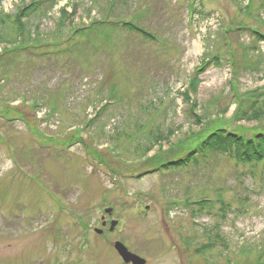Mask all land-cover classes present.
Returning a JSON list of instances; mask_svg holds the SVG:
<instances>
[{
    "label": "rangeland",
    "instance_id": "rangeland-1",
    "mask_svg": "<svg viewBox=\"0 0 264 264\" xmlns=\"http://www.w3.org/2000/svg\"><path fill=\"white\" fill-rule=\"evenodd\" d=\"M37 1L0 3V75L7 76L0 81V264H117L112 245L122 235L131 251L144 248L147 264H264V191L251 180V196L237 183L248 164L214 152L202 169L136 177L214 135L264 133V65L233 71L247 66L242 53L264 58V44L237 30L241 24L264 34L263 0L195 1L193 17L192 0H58L26 17ZM248 1L252 16L242 9ZM138 18L156 33L154 44L103 30ZM74 41L61 55L45 47ZM25 45L37 49L22 54ZM215 54L226 62L190 82ZM63 147L68 153L56 155ZM258 166L255 175L264 177ZM217 194L248 211L218 220L215 204L199 213ZM107 207L117 209L109 218ZM102 216L123 221L120 236L94 232ZM83 239L85 256L77 248Z\"/></svg>",
    "mask_w": 264,
    "mask_h": 264
},
{
    "label": "trees",
    "instance_id": "trees-1",
    "mask_svg": "<svg viewBox=\"0 0 264 264\" xmlns=\"http://www.w3.org/2000/svg\"><path fill=\"white\" fill-rule=\"evenodd\" d=\"M1 1L2 0H0V2ZM35 5L37 4L34 3V5H32V7L27 10L26 17L32 13L31 11H33V9L35 8ZM260 7L264 8V0L262 1ZM249 9L250 4L245 9L246 13L249 11ZM238 27L242 28V25L240 24ZM125 28L140 34L142 33L143 35L149 37L147 34L142 32L135 26L126 25ZM255 35H257L258 39L263 38L257 32H255ZM251 105L252 103L248 107L251 108ZM244 113L242 114V117L245 118L246 114ZM213 152H217L221 155L224 154L233 161L243 163L264 161V134L262 132H258V134H255L252 138L243 137L242 134H238L234 131L214 135L210 142H204L203 144L197 146V148L193 150L191 149L186 155H183L182 157H177L175 159V165H183L186 161H188L191 157L195 155L203 156L207 153Z\"/></svg>",
    "mask_w": 264,
    "mask_h": 264
},
{
    "label": "water",
    "instance_id": "water-1",
    "mask_svg": "<svg viewBox=\"0 0 264 264\" xmlns=\"http://www.w3.org/2000/svg\"><path fill=\"white\" fill-rule=\"evenodd\" d=\"M120 255L126 260V261H129V260H132V262L134 264H140L139 260H137L136 258H134L133 256L129 255L126 251H124L123 249H121V247H117Z\"/></svg>",
    "mask_w": 264,
    "mask_h": 264
}]
</instances>
